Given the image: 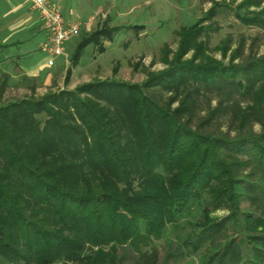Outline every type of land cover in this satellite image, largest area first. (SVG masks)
<instances>
[{"label":"trees","instance_id":"obj_1","mask_svg":"<svg viewBox=\"0 0 264 264\" xmlns=\"http://www.w3.org/2000/svg\"><path fill=\"white\" fill-rule=\"evenodd\" d=\"M199 28L180 29L175 53L196 45L199 65L172 66L142 87L89 82L0 106V264H120L119 247L141 256L183 221L192 230L178 235L182 247L210 253L201 264H264V55L240 68L208 65L203 44L192 41ZM117 31L104 24L84 36L65 83L84 49L103 52L102 39ZM157 88L184 93L180 105L168 111L142 91ZM225 89L249 102L219 101L235 135L208 130L218 108L192 129L200 92ZM200 210L208 224L191 225ZM211 210L228 216L208 220Z\"/></svg>","mask_w":264,"mask_h":264},{"label":"rangeland","instance_id":"obj_2","mask_svg":"<svg viewBox=\"0 0 264 264\" xmlns=\"http://www.w3.org/2000/svg\"><path fill=\"white\" fill-rule=\"evenodd\" d=\"M95 1H97L96 6L99 12L94 13L89 10L85 14V17L92 16L91 18L95 21L91 31H95L104 24L107 28H118V31L113 34L111 41L109 38L102 39L103 52H99V48L94 45H88L79 59L78 66L72 68L75 72L71 78L69 77L68 82L52 85L49 93L58 95L63 91L75 92L78 86L85 83L101 81L142 87L149 76L166 71L172 66L179 68L191 66V64L199 65L203 63L200 58H193L192 49L196 45L189 46L186 55L178 56L177 59L175 57L180 41L178 32L181 28L189 27L197 21L200 28L196 32L197 37L194 36L192 41L195 44H203L205 50L203 55L209 60L208 65L219 63L224 67L240 68L247 60L259 59L264 55V23L246 22L244 24L238 19V16L250 18L254 15L255 18L264 22V0H249L250 3L242 6L241 9L238 7L247 0ZM70 3L74 7L77 6V0H71ZM83 36L82 32L80 36L72 38L67 43L66 52L69 57L73 55ZM238 49L240 51L237 54L235 51ZM234 54L236 56H233ZM32 55L37 56L31 63L22 59L19 66L29 69L45 61V58L46 61L52 60V57L41 55L37 51ZM2 58L0 53V60ZM63 66L64 58L56 59L54 69L57 72L60 70V74L64 73ZM113 69H116V73H113ZM193 85H189L185 90L193 89L195 87ZM142 91L145 96L153 97L160 105L169 103L168 111L176 109L184 97L183 93L174 98L170 90L160 88ZM230 91L225 89L223 94L215 91L200 92L201 95L195 101L197 107L191 113L193 115V122L190 124L192 129H195L197 121L195 118L203 119L208 115V111L218 108L216 114L211 117L208 130L215 133L216 131L227 133L233 137L235 126L229 124L232 121L231 109L226 108L228 103L220 104L219 101L227 100L240 109L248 107L249 102L238 93ZM40 92L43 94L45 91ZM193 92H189L188 98L192 97L190 100L195 99ZM21 96L23 95H18L16 98ZM2 105L3 103L0 102V106ZM130 110H125V116L129 115ZM260 131V126L254 125L253 132ZM201 210L188 219L191 225L208 224L201 221ZM227 216L228 213L224 210H211L208 220H221ZM182 226L179 232L170 229L166 236L153 239L152 243L144 248L141 256L129 246L119 247L117 258L120 259V264H201L210 253L207 250H201L198 254L192 255L183 248L179 243L178 235L185 236L191 232L192 228L186 224V221L182 222Z\"/></svg>","mask_w":264,"mask_h":264},{"label":"crops","instance_id":"obj_3","mask_svg":"<svg viewBox=\"0 0 264 264\" xmlns=\"http://www.w3.org/2000/svg\"><path fill=\"white\" fill-rule=\"evenodd\" d=\"M51 1L61 7L66 22L78 21L82 23L81 33L83 32L84 36H89L94 32V30L91 31V28L92 25L95 26V21L91 18L92 16L85 17V14L89 10L94 13L99 12L98 6H96L97 1L77 0L76 7L72 6L71 0ZM89 19H93L91 23L87 22ZM45 40V32L41 29L37 15L30 9L28 0H0V53L3 56L0 60V102L5 104L31 96L41 97L51 90L49 88L52 85L65 83L66 71L71 68L72 57L67 54L66 47V57H63V74H60V70L57 72L54 69L56 59L62 57H52L51 61L48 59L46 61L45 58V61L29 69L19 66L22 59L31 63L37 56L32 55L35 51L41 55H47L40 50ZM71 72L70 78L75 70L73 69ZM41 90L45 92L41 94ZM18 95L23 96L16 98Z\"/></svg>","mask_w":264,"mask_h":264},{"label":"built area","instance_id":"obj_4","mask_svg":"<svg viewBox=\"0 0 264 264\" xmlns=\"http://www.w3.org/2000/svg\"><path fill=\"white\" fill-rule=\"evenodd\" d=\"M30 9L37 15L46 40L41 45V52L50 57H66V44L81 33L82 23L66 22L61 7L51 0H28ZM92 22V19L87 21Z\"/></svg>","mask_w":264,"mask_h":264}]
</instances>
